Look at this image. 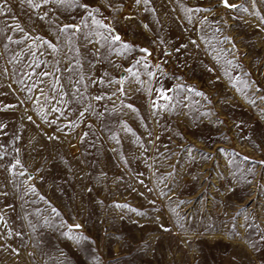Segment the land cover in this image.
I'll list each match as a JSON object with an SVG mask.
<instances>
[{
	"label": "rangeland",
	"instance_id": "1",
	"mask_svg": "<svg viewBox=\"0 0 264 264\" xmlns=\"http://www.w3.org/2000/svg\"><path fill=\"white\" fill-rule=\"evenodd\" d=\"M33 3H0V264H264V0Z\"/></svg>",
	"mask_w": 264,
	"mask_h": 264
},
{
	"label": "snow or ice",
	"instance_id": "2",
	"mask_svg": "<svg viewBox=\"0 0 264 264\" xmlns=\"http://www.w3.org/2000/svg\"><path fill=\"white\" fill-rule=\"evenodd\" d=\"M4 0H0V3H3ZM23 2V0H22ZM48 0H41V3H47ZM55 3L57 4H63V3H66L67 0H54ZM137 3H140V0H136ZM148 0H144V3L147 4ZM220 4L224 5L226 8H236L237 5L236 4H230L228 3V0H219ZM28 3L30 6L32 7H39L40 5L39 4H34L33 3V0H28ZM254 6V5H253ZM81 8H85L87 9L89 6L87 4H81L80 5ZM211 9H204V11H210ZM92 11H98V9H92ZM186 11H192L191 9H186ZM196 11H200L199 8L196 9ZM87 15L91 16L92 15V12H88ZM13 19L15 20V17H13ZM83 22V21H82ZM94 24H101V22L97 19H95V17H93V21H92ZM262 23H264V21H262ZM104 27H108L107 25H103ZM80 27V25L78 24H65V25H62L61 26V31H64L66 29H78ZM145 27H147V25H145ZM16 28L20 31H23L22 28H20V25L19 24H16ZM25 35H27V33H25ZM9 39H11V37H9ZM111 40L112 41H116V42H120V50H128L132 47V45H130L128 42L126 41H121V37L119 36V34H115V35H112L111 36ZM50 47H55L54 45H49ZM141 52H144V53H147L148 52V49L147 48H141L140 49ZM44 75H47V73H44ZM149 75H151V73H149ZM122 83V81H121ZM32 87H35V85H33ZM199 95H203V93H198ZM100 97H97V99H99ZM261 99H264V97H261ZM129 108H132V105L129 104L128 105ZM153 107H155V105H153ZM56 111H59V109H55ZM29 120H31V117H28ZM63 126V125H61ZM4 127L3 124H0V128ZM17 164H19V160L16 161ZM262 164H264V161H261ZM9 171H11V166L9 167ZM251 171V170H250ZM31 187V186H30ZM229 191H231V189H229ZM183 203V201L181 202ZM55 211V210H53ZM0 219H3V217H0ZM75 227H79V225H76ZM161 227L164 229V230H167L166 226L164 225H161ZM67 235V233H66Z\"/></svg>",
	"mask_w": 264,
	"mask_h": 264
}]
</instances>
